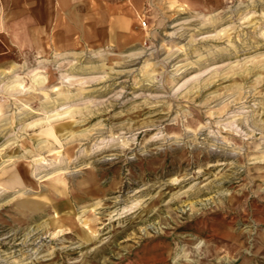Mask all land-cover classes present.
<instances>
[{
    "label": "rangeland",
    "instance_id": "1",
    "mask_svg": "<svg viewBox=\"0 0 264 264\" xmlns=\"http://www.w3.org/2000/svg\"><path fill=\"white\" fill-rule=\"evenodd\" d=\"M109 15L0 67V264H264V0Z\"/></svg>",
    "mask_w": 264,
    "mask_h": 264
},
{
    "label": "crops",
    "instance_id": "2",
    "mask_svg": "<svg viewBox=\"0 0 264 264\" xmlns=\"http://www.w3.org/2000/svg\"><path fill=\"white\" fill-rule=\"evenodd\" d=\"M109 1L0 0V67L7 70L15 54L70 53L78 35L108 31Z\"/></svg>",
    "mask_w": 264,
    "mask_h": 264
},
{
    "label": "bare ground",
    "instance_id": "3",
    "mask_svg": "<svg viewBox=\"0 0 264 264\" xmlns=\"http://www.w3.org/2000/svg\"><path fill=\"white\" fill-rule=\"evenodd\" d=\"M57 90V89H56ZM52 132H53V130H52ZM54 133V132H53ZM22 177H24L23 175H21ZM20 178V177H19ZM21 181V180H20ZM135 206V205H134Z\"/></svg>",
    "mask_w": 264,
    "mask_h": 264
},
{
    "label": "built area",
    "instance_id": "4",
    "mask_svg": "<svg viewBox=\"0 0 264 264\" xmlns=\"http://www.w3.org/2000/svg\"><path fill=\"white\" fill-rule=\"evenodd\" d=\"M144 25H145V23H144Z\"/></svg>",
    "mask_w": 264,
    "mask_h": 264
}]
</instances>
